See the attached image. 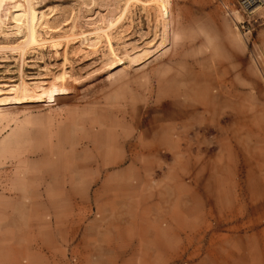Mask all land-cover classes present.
<instances>
[{
    "label": "rangeland",
    "instance_id": "374dc122",
    "mask_svg": "<svg viewBox=\"0 0 264 264\" xmlns=\"http://www.w3.org/2000/svg\"><path fill=\"white\" fill-rule=\"evenodd\" d=\"M237 1L0 0V264L124 262L76 188L119 171L173 264H264V4Z\"/></svg>",
    "mask_w": 264,
    "mask_h": 264
},
{
    "label": "crops",
    "instance_id": "0c3cea01",
    "mask_svg": "<svg viewBox=\"0 0 264 264\" xmlns=\"http://www.w3.org/2000/svg\"><path fill=\"white\" fill-rule=\"evenodd\" d=\"M119 175L120 171L114 174L112 178H106L95 186L80 185L81 187L79 186V188L76 186V188L82 192V204H86L88 201L90 202V199L95 204V213L91 215L94 220H98L96 223L93 224L92 221V224L88 223L86 227H84L83 245L85 248L94 247L102 250L110 249L117 252L118 259H123L121 261L124 262L118 261L116 264H134L135 259L133 252L139 244V239L147 240L153 242L148 244L149 246H153V251H155L156 261L154 264H173L179 254L184 250V234L181 229L177 227L170 229V232H168L170 235L169 239L160 237L152 239L150 237L151 235L147 232L137 233L135 225L141 224L149 226L151 223V215L148 212L136 211L134 209L124 210L122 206H119V204L123 202V199H133L136 196L134 188L138 186L133 184L135 183L134 179L120 180L118 178ZM76 188L73 186H64L63 184L58 187L59 195H61L60 202L70 205L74 204L68 196ZM130 202L134 201L130 200ZM87 210V208L83 211L78 210L79 213H75L74 217L86 215ZM70 216L71 214L69 213L66 217ZM136 219H141V221L136 222ZM97 224L101 226L99 227ZM91 226H95V228H91ZM146 231L148 230L146 229ZM190 235H193V233ZM226 240L227 239H223L222 243L226 242ZM119 252L122 254L120 255ZM123 256H126V259H124ZM27 264H29V262Z\"/></svg>",
    "mask_w": 264,
    "mask_h": 264
},
{
    "label": "built area",
    "instance_id": "2783aa9c",
    "mask_svg": "<svg viewBox=\"0 0 264 264\" xmlns=\"http://www.w3.org/2000/svg\"><path fill=\"white\" fill-rule=\"evenodd\" d=\"M264 4V0H238L237 6L239 10L245 15L249 16L253 13V11L260 7V5ZM243 29V24L241 26Z\"/></svg>",
    "mask_w": 264,
    "mask_h": 264
}]
</instances>
